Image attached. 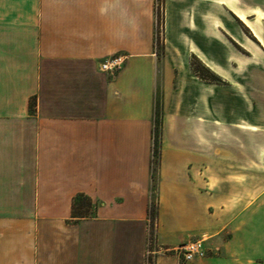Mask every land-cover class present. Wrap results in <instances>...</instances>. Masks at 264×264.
I'll list each match as a JSON object with an SVG mask.
<instances>
[{
	"label": "crops",
	"instance_id": "crops-1",
	"mask_svg": "<svg viewBox=\"0 0 264 264\" xmlns=\"http://www.w3.org/2000/svg\"><path fill=\"white\" fill-rule=\"evenodd\" d=\"M236 1L165 0L160 55L155 0H0V264H146L153 195L155 264H264L259 0Z\"/></svg>",
	"mask_w": 264,
	"mask_h": 264
},
{
	"label": "trees",
	"instance_id": "trees-1",
	"mask_svg": "<svg viewBox=\"0 0 264 264\" xmlns=\"http://www.w3.org/2000/svg\"><path fill=\"white\" fill-rule=\"evenodd\" d=\"M155 14L157 19L159 15L158 9L155 11ZM194 61L200 63V65H202L206 71L211 72L212 75L214 76L210 77L205 73H202L200 70L197 69L196 62ZM194 61L192 62L193 70L198 76H200L201 78L210 79L212 81L220 80L218 75L212 72L208 67L204 66L200 61H198L197 59H194ZM35 105H36V101L33 103V106ZM160 158H161V112L158 104L156 107V115H155L154 145H153V158H152V173L154 177H155V172L160 164ZM93 207L94 204L90 197H88L85 194H78L73 201L72 216L76 219L91 216L94 212ZM149 218L151 220V226L154 227L158 218V207H157L155 195H153V199L150 204Z\"/></svg>",
	"mask_w": 264,
	"mask_h": 264
},
{
	"label": "rangeland",
	"instance_id": "rangeland-1",
	"mask_svg": "<svg viewBox=\"0 0 264 264\" xmlns=\"http://www.w3.org/2000/svg\"><path fill=\"white\" fill-rule=\"evenodd\" d=\"M237 3L238 2L236 0H230V5L232 7H236ZM224 7H229V5L226 2H224ZM158 11H159V15H158V18L156 19V47H157V50L159 51V53L161 55L163 48H164L165 0H160V5H159ZM257 12H258V15L255 16L253 21H252L254 23L255 27H253V26L252 27L256 30V32L258 34L257 38L260 41L259 43L262 46L261 48H263V51H261V53H260V58H261V57H264V47H263L264 46V0H259V8L257 9ZM240 23H241V21H240ZM241 24L243 25V27L245 26L243 23H241ZM246 30H247L248 34L252 36L251 31L247 28H246ZM222 33L225 35L224 31H222ZM254 39H256V38H254ZM232 44L234 46H236L237 48H239L237 46V44H235L234 42H232ZM194 62H196L197 69L200 70L202 73H205L206 75H208L210 77L214 76V75H212L211 72L206 71L205 68L202 65H200V63H198L197 61H194ZM159 108H160V106H159ZM154 229L156 230V228L153 227L152 235H151L152 240H154V238L156 237V232Z\"/></svg>",
	"mask_w": 264,
	"mask_h": 264
},
{
	"label": "built area",
	"instance_id": "built-area-1",
	"mask_svg": "<svg viewBox=\"0 0 264 264\" xmlns=\"http://www.w3.org/2000/svg\"><path fill=\"white\" fill-rule=\"evenodd\" d=\"M160 0H155L156 10L159 9ZM124 65V58L122 56H114L101 64V69L108 72L111 77H115L119 70ZM152 245V236L150 235L149 247L147 250L146 264H155L154 252L150 249ZM179 251L186 261H192L196 258H203L207 255V250L204 246V241L201 240H192L181 247Z\"/></svg>",
	"mask_w": 264,
	"mask_h": 264
}]
</instances>
